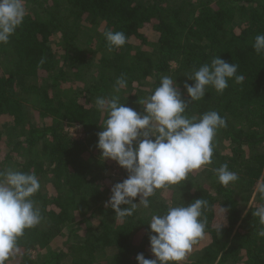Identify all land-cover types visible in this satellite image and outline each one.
<instances>
[{
	"label": "trees",
	"instance_id": "trees-1",
	"mask_svg": "<svg viewBox=\"0 0 264 264\" xmlns=\"http://www.w3.org/2000/svg\"><path fill=\"white\" fill-rule=\"evenodd\" d=\"M24 3L22 25L0 45V170L36 174L41 187L33 200L43 219L25 230L6 264H137V254L153 258L152 214L198 198L207 201L208 242L199 247L198 241L183 264H264V237L252 216L264 184V54L253 48L264 34V0ZM105 30L124 32L126 44L108 52ZM218 56L237 64L244 81L229 80L223 93L209 87L185 112L199 119L214 110L226 120L212 163L157 190L148 209L120 221L105 202L127 172L96 148L106 119L96 98L110 97L123 74L119 103L137 112L162 76L175 80L189 101L183 85L193 82L186 76ZM67 127L81 135L73 138ZM223 164L239 177L228 186L212 171ZM117 168L120 178L113 180Z\"/></svg>",
	"mask_w": 264,
	"mask_h": 264
},
{
	"label": "clouds",
	"instance_id": "clouds-1",
	"mask_svg": "<svg viewBox=\"0 0 264 264\" xmlns=\"http://www.w3.org/2000/svg\"><path fill=\"white\" fill-rule=\"evenodd\" d=\"M26 15L24 0H0V45L9 43ZM104 37L110 53L127 42L122 31L105 30ZM253 48L257 55L264 54V34L255 36ZM237 72V64L219 56L202 64L186 76L193 82L183 85L189 101L182 99L175 80L162 76L153 93L139 102L142 112L119 103V92L127 86L123 74L117 78L110 97L96 98L97 110L106 114L102 131L97 133L96 148L100 157L114 161L127 172L126 179L112 185L105 202L115 217L123 221L139 207L148 209L149 198L157 190L178 185L194 170L212 163L214 139L217 131L227 126L226 120L214 110L205 112L199 119L185 112L189 102L202 100L209 87L223 93L229 80L242 83L244 76ZM212 171L223 186L239 179L227 164ZM40 187L35 173L13 168L0 170V264H6L16 254L18 239L25 230L41 223V210L33 200ZM257 191L262 203L252 216L258 218L260 225L257 235L264 237V184ZM137 197L138 202H134ZM206 207L207 201L198 198L169 206L164 214H152L148 239L153 258L137 254V264H183L193 246L205 236ZM222 210L224 214L225 209Z\"/></svg>",
	"mask_w": 264,
	"mask_h": 264
},
{
	"label": "rangeland",
	"instance_id": "rangeland-1",
	"mask_svg": "<svg viewBox=\"0 0 264 264\" xmlns=\"http://www.w3.org/2000/svg\"><path fill=\"white\" fill-rule=\"evenodd\" d=\"M72 128L74 129L73 135H72ZM66 129L71 134V136L75 139L81 135L80 134L81 130L78 127H67ZM112 173H113V180H118L120 178V174H121L120 169L118 168L115 170L112 169ZM207 239H208L207 237H204L198 246L199 247L204 246L208 242ZM193 253L194 252L192 251L191 254L187 257V259H189V257H191Z\"/></svg>",
	"mask_w": 264,
	"mask_h": 264
}]
</instances>
